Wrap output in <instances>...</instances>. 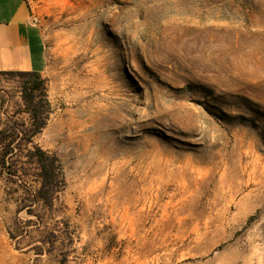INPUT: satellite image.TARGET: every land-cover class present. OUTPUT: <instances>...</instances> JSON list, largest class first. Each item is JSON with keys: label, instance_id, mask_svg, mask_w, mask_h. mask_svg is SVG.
<instances>
[{"label": "rangeland", "instance_id": "374dc122", "mask_svg": "<svg viewBox=\"0 0 264 264\" xmlns=\"http://www.w3.org/2000/svg\"><path fill=\"white\" fill-rule=\"evenodd\" d=\"M25 1L64 185L0 166V264H264V0Z\"/></svg>", "mask_w": 264, "mask_h": 264}, {"label": "trees", "instance_id": "16d2710c", "mask_svg": "<svg viewBox=\"0 0 264 264\" xmlns=\"http://www.w3.org/2000/svg\"><path fill=\"white\" fill-rule=\"evenodd\" d=\"M0 74L21 78L20 98L29 119V128L21 122L17 127L10 129L5 126L0 129V166L11 170V176L31 177L37 184L32 192L33 197L44 207L51 208L64 181L58 157L33 141L46 126L50 112L44 79L35 71H0ZM9 130L13 132L6 135ZM14 130L23 133V137L16 139Z\"/></svg>", "mask_w": 264, "mask_h": 264}, {"label": "crops", "instance_id": "0c3cea01", "mask_svg": "<svg viewBox=\"0 0 264 264\" xmlns=\"http://www.w3.org/2000/svg\"><path fill=\"white\" fill-rule=\"evenodd\" d=\"M40 33L30 21L25 0H0V71L46 69Z\"/></svg>", "mask_w": 264, "mask_h": 264}, {"label": "bare ground", "instance_id": "6f19581e", "mask_svg": "<svg viewBox=\"0 0 264 264\" xmlns=\"http://www.w3.org/2000/svg\"><path fill=\"white\" fill-rule=\"evenodd\" d=\"M68 120V119H67ZM68 124V123H67ZM71 127V126H70ZM92 144V143H91ZM81 145V144H80ZM83 147V146H82ZM112 152V151H111ZM114 152H115V150H114ZM86 160V159H85ZM95 160V159H94ZM104 160V159H103ZM107 160V159H106ZM103 162V161H102ZM96 166V165H95ZM101 166V165H100Z\"/></svg>", "mask_w": 264, "mask_h": 264}]
</instances>
